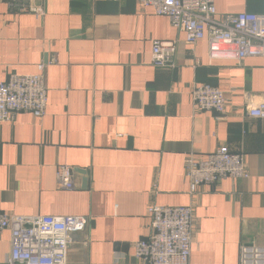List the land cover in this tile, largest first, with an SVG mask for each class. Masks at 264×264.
I'll use <instances>...</instances> for the list:
<instances>
[{
  "label": "crops",
  "instance_id": "0c3cea01",
  "mask_svg": "<svg viewBox=\"0 0 264 264\" xmlns=\"http://www.w3.org/2000/svg\"><path fill=\"white\" fill-rule=\"evenodd\" d=\"M43 14L0 0V82L44 63L42 116L0 122V212L87 218L67 264H142L135 242L151 234L152 205L190 208V264H237L242 244L264 243V57L209 61L168 17L135 0H32ZM219 14L260 12L262 0H215ZM174 41L172 66L151 63L153 41ZM224 94V114L197 110L195 84ZM218 146L244 155L246 177L200 184L189 152ZM70 166L74 188L57 186ZM82 170L84 173H82ZM10 249L0 233V264ZM119 256V261L115 257Z\"/></svg>",
  "mask_w": 264,
  "mask_h": 264
},
{
  "label": "built area",
  "instance_id": "2783aa9c",
  "mask_svg": "<svg viewBox=\"0 0 264 264\" xmlns=\"http://www.w3.org/2000/svg\"><path fill=\"white\" fill-rule=\"evenodd\" d=\"M141 8L168 17L171 25L182 31L190 45L206 40L209 61L241 62L245 57H264V0L260 12L219 14L215 0H135ZM16 13L43 14L32 0H8ZM175 42L155 40L151 63L156 67L174 64ZM44 63L29 74H11L0 82V122L11 121L21 111L42 116L46 107ZM197 110L224 114L227 101L223 92L208 83L195 84L191 91ZM248 115L264 119V101L248 110ZM185 173L193 190L200 184H214L225 178L246 177L244 155L225 146L197 155L189 152L184 161ZM71 167L56 170L59 188L72 189ZM151 234L135 242L134 256L142 264H190V219L188 206L152 205ZM87 218L76 215H16L0 212V233L7 229L10 249L6 264H67L72 234L84 230ZM119 261V256L115 257ZM237 264H264V243L242 244Z\"/></svg>",
  "mask_w": 264,
  "mask_h": 264
},
{
  "label": "water",
  "instance_id": "95a60500",
  "mask_svg": "<svg viewBox=\"0 0 264 264\" xmlns=\"http://www.w3.org/2000/svg\"><path fill=\"white\" fill-rule=\"evenodd\" d=\"M79 171H82V170H79ZM82 173H84V172L82 171Z\"/></svg>",
  "mask_w": 264,
  "mask_h": 264
}]
</instances>
